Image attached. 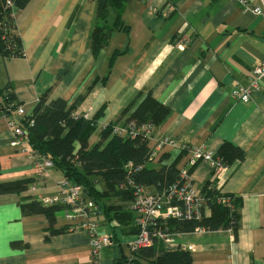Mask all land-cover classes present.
<instances>
[{
	"label": "crops",
	"instance_id": "0c3cea01",
	"mask_svg": "<svg viewBox=\"0 0 264 264\" xmlns=\"http://www.w3.org/2000/svg\"><path fill=\"white\" fill-rule=\"evenodd\" d=\"M96 3L27 0L16 6L12 16L24 57L0 56V91L10 85L15 103L27 114L40 98L69 105L80 98L74 113H86L94 126L91 147L101 141L102 125L123 122L149 93L168 111L152 128L153 139H174L181 147L164 148L146 167L186 171L200 190L213 182L219 194L236 199L238 222L236 234L230 229L172 231L168 241L152 247L186 252L191 264H264V79L248 103L230 97L236 84L248 85L253 66L264 58V19L243 13L235 0H127L119 10L107 7L99 25L117 28L94 54L89 38L98 24ZM16 139L0 115V183L30 181L20 194L0 196V264H123L129 259L127 243L135 233L129 201L103 200L108 213L97 206L96 220L112 240L98 262L86 234L69 229L60 210L52 220L24 213L21 207L31 203L43 207L39 196L56 193L65 177L54 167L44 178L36 177L40 157L32 154L28 139L18 145ZM225 143L241 150L243 159L214 174L209 164L193 158V149L216 155ZM102 187L96 183L98 190ZM110 208L120 209L119 220L112 219ZM210 214L207 209L205 217ZM112 221L118 226L113 228Z\"/></svg>",
	"mask_w": 264,
	"mask_h": 264
},
{
	"label": "trees",
	"instance_id": "16d2710c",
	"mask_svg": "<svg viewBox=\"0 0 264 264\" xmlns=\"http://www.w3.org/2000/svg\"><path fill=\"white\" fill-rule=\"evenodd\" d=\"M16 6L22 7L27 0H14ZM127 0H97L96 17L105 23L107 7L112 6L119 10L121 5ZM96 24L90 34V47L95 54L102 49L111 33L117 28L107 25ZM16 29L14 19L9 10L3 6L0 0V56L5 58L24 57V51L20 46L18 36L13 35ZM18 35V34H17ZM1 112L8 119H16L20 128L27 134L32 154L38 157H46L53 167L60 170L65 179L69 182L81 186L86 195L92 199L97 206L106 207L103 200L120 198L126 202L130 200V193L124 186L125 169L124 166L132 163L140 170L133 174L136 182L161 190L178 177V171L174 168L162 167L159 170L146 167L150 147L149 140L138 137L134 140H122L110 135V129L101 131V141L93 147L89 145V138L94 131L91 122L73 116L80 98L76 99L71 105L63 99L46 102L40 98L33 109L34 124L28 127L26 122L15 116L14 111L19 107L15 103V97L11 91V86L7 85L0 91ZM167 109L154 101L148 93L136 109L123 122L133 121L137 124H147L151 128L159 126L167 115ZM78 145V149L76 146ZM216 156L221 159L223 165L227 167L235 160L243 159V152L230 144H223ZM216 171H214V174ZM93 177L98 178L97 182ZM102 182L103 187L98 190L96 183ZM30 183L28 180H16L0 183V196L6 194H20ZM201 192L208 200L207 207L211 212L209 217H205L200 222L169 221V232H193L197 228L206 231L226 230L230 226L236 234L238 222L236 210L230 213L226 207L214 201L218 191L213 182L206 184ZM102 203V204H101ZM235 209L237 201H234ZM24 213H43L50 220L53 213L59 208L40 207L38 204H28L21 207ZM111 209V208H110ZM112 219L117 218L118 208ZM108 213V209H105ZM232 217L234 223L231 224ZM119 220V219H118ZM133 220V217H132ZM133 264H191L188 253L179 251L176 248H169L161 251L155 250V246L143 249L135 255Z\"/></svg>",
	"mask_w": 264,
	"mask_h": 264
},
{
	"label": "built area",
	"instance_id": "2783aa9c",
	"mask_svg": "<svg viewBox=\"0 0 264 264\" xmlns=\"http://www.w3.org/2000/svg\"><path fill=\"white\" fill-rule=\"evenodd\" d=\"M243 13H251L264 19V0H258L256 6H251L248 0H235ZM3 6L12 11L16 7L14 0H3ZM13 17V16H12ZM13 35H17L16 29L12 31ZM250 81L247 86L236 84L230 90V97L239 103H248L252 95L260 90L261 83L264 79V58L253 66L250 74ZM15 116L26 122L28 127L34 124L33 114L25 113L23 107H18ZM7 120L8 127L12 134L17 138L15 144L18 145L26 140L27 134L19 127L16 119H8L3 113L0 114ZM76 118H82L89 121L88 115L74 113ZM101 131L110 129V135L121 138L122 140H134L138 137L153 140V146L150 148L147 162H152L157 153L166 147H181L174 139L163 138L153 139L152 128L147 124H137L133 121L118 122L110 125H102ZM182 148H185L182 146ZM193 158L201 160L212 168L213 171H220L225 168L220 158L211 152H204L200 148L193 149ZM35 175L38 178L47 176L49 170L53 168V163L46 157H40V160L34 166ZM125 183L122 185L130 193V200L127 209L133 216L132 224L135 231L132 240L128 244L131 257L123 262V264H133L135 255L143 249H148L155 242H166L171 234L168 228L169 221L183 222L196 221L200 222L205 218V211L208 209V200L205 194L189 179L186 171L178 172V177L161 190L138 183L133 178V174L140 170L132 163L124 166ZM35 187H29V191H34ZM76 184L64 180L59 184L58 190L54 194L39 196V204L43 207L59 208L63 219L68 222V228L83 231L91 248L94 262H98L101 250L108 247L111 243V235L104 233L97 220L96 215L98 208L96 203L86 195V191ZM226 207L228 212H234L235 198L218 194L214 201ZM209 210V209H208ZM232 216V215H231ZM234 223L232 217L231 224ZM113 228L118 224L111 222ZM232 232V227L230 226ZM195 231L209 232L204 229L197 228Z\"/></svg>",
	"mask_w": 264,
	"mask_h": 264
},
{
	"label": "rangeland",
	"instance_id": "374dc122",
	"mask_svg": "<svg viewBox=\"0 0 264 264\" xmlns=\"http://www.w3.org/2000/svg\"><path fill=\"white\" fill-rule=\"evenodd\" d=\"M98 23L102 24V20H101V19H99ZM98 26H99V25H98Z\"/></svg>",
	"mask_w": 264,
	"mask_h": 264
},
{
	"label": "water",
	"instance_id": "95a60500",
	"mask_svg": "<svg viewBox=\"0 0 264 264\" xmlns=\"http://www.w3.org/2000/svg\"><path fill=\"white\" fill-rule=\"evenodd\" d=\"M85 192V191H84Z\"/></svg>",
	"mask_w": 264,
	"mask_h": 264
}]
</instances>
